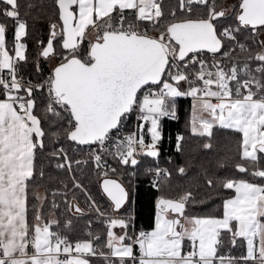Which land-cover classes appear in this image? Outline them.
<instances>
[{
	"label": "snow or ice",
	"instance_id": "obj_1",
	"mask_svg": "<svg viewBox=\"0 0 264 264\" xmlns=\"http://www.w3.org/2000/svg\"><path fill=\"white\" fill-rule=\"evenodd\" d=\"M0 3L5 5L0 16L17 25L10 50L7 24L0 22V264H90L88 257L97 255L109 264L113 257L118 258L116 264H264V41L253 52L238 39L242 28L264 32V0H239L236 26L221 23L220 18L227 19L226 10L217 11L215 0H179L183 18L173 9L170 20L162 0H56L61 23L51 25L41 55H59L60 61L38 83L19 75L18 64L27 60V45L21 41L28 35L19 0ZM194 5L206 12L196 14ZM57 46L66 52L57 53ZM236 49L247 54L243 62L239 54L233 55ZM37 90L46 92L42 114ZM177 97L193 100V134L211 137L216 125L242 134L239 154L248 166L237 163L235 168L260 182L222 179V187L234 196L224 199L219 216L189 214L186 207L195 202L191 192L160 196L153 229L134 235L128 232L130 216L102 212L93 201L94 210L107 218L106 242L100 245L95 244L99 234L89 232L91 239L72 242L53 231L59 221L45 220L38 208L34 222L28 223L29 182L44 175L37 172V153L43 152L49 135L53 142L64 135L77 145H97L134 168L140 155L159 156L160 121L176 117ZM134 112L139 131L121 138ZM53 125L57 131L49 134L46 129ZM146 134L150 143L145 142ZM50 155L62 156L64 163L57 167L71 170L62 147ZM94 159L98 168L104 167L100 154ZM148 171L157 176L166 172ZM103 190L112 201V212L120 213L128 203V190L114 179H104ZM58 207L53 202V208ZM72 207L83 214L78 204ZM65 227H71L70 220ZM238 240L246 254L234 256L230 248Z\"/></svg>",
	"mask_w": 264,
	"mask_h": 264
},
{
	"label": "trees",
	"instance_id": "obj_2",
	"mask_svg": "<svg viewBox=\"0 0 264 264\" xmlns=\"http://www.w3.org/2000/svg\"><path fill=\"white\" fill-rule=\"evenodd\" d=\"M227 1L229 0H215L217 11L224 9ZM237 1L239 2V0ZM209 3H212V0H209ZM19 4L20 19L26 21L28 25V35L22 39V43L27 45L25 53L27 60L22 61L18 66L19 75L33 83L42 82L51 71V62L55 60L54 67H56L60 61L59 55L51 58H44L41 55L42 49L46 47L50 38L51 25L55 23L59 26L61 23L58 18L57 3L56 0H19ZM3 7L5 5L0 3V8ZM193 8L196 14L206 12V8L202 6L194 5ZM173 9L176 10L178 18H183L184 14L179 10V0H162L165 18L171 19L169 14ZM235 9L226 14L227 19L220 18L222 24L236 26ZM0 22L7 24L6 38L11 50L14 31L17 26L16 21L0 16ZM259 33L254 34L250 29L242 28L238 39L241 43L250 45L253 52L259 51ZM41 41L43 44L40 43ZM60 52H66V50L57 46V53ZM237 54H239L241 62H243V57L247 55L246 53H239V49L233 53L234 56ZM252 66L255 67L256 62H252ZM45 95V92L41 90H37L35 93L37 110L41 114L43 113ZM174 104L181 119L178 123H171L161 118L162 139L158 145L160 152L158 157L149 158L142 155L141 160L134 168L116 161L114 162L116 172H112L108 177L102 175L92 163L87 161L76 166L73 164L75 171L77 170L76 180L88 189L89 194L103 212L127 216L134 212V226L137 233L153 229L157 213V200L160 196L176 198L185 192H191L195 202L186 207L189 214L219 216L222 213L224 199L234 196L232 190L222 187V179L245 178L260 182L259 178L240 173L235 168L237 163L248 166V162L241 160L239 154L241 133L216 125L212 129L213 135L211 137L193 135L191 132L192 101L178 98L175 99ZM46 131L49 134L55 132L57 126L53 125ZM177 136H182L184 139L179 141ZM53 140L54 138L49 135L45 140V149L43 152L38 151L37 153V172L42 170L44 175L43 177L36 175L29 182L28 223L30 225L33 223L38 208L45 220L59 221L58 226H53V231L67 235L71 241L91 239L92 237L87 235L89 232L94 235L99 234L100 239L95 244L100 245L102 242H106L107 238V225L104 218L89 209L87 198H75L74 181L71 174L56 166V163L63 160V157L50 155L55 148L65 147L69 152L71 162L75 163L79 157H82L86 146H79L64 135L55 138V142ZM178 144L179 150L176 148ZM206 144H210L211 147H205ZM260 167L264 168V159L261 160ZM156 168L166 170L160 175L158 189H155L151 184V172L148 171V169ZM179 168H184L185 172L180 173ZM108 178L118 180L129 191L128 203L124 209H121L120 213L112 212V202L102 190V183L104 179ZM209 180H212L211 185L208 184ZM133 190H135L134 202L132 200ZM41 191L44 192L43 198L40 196ZM55 191L56 195H53ZM37 196L40 197L39 200L36 199ZM53 202L59 207L53 208ZM70 204L73 206L78 204L83 210V214L76 213L74 207L69 208ZM69 220L71 227L66 228L65 224ZM89 223L93 227L92 231H89ZM128 232L131 235V227H129ZM103 250L108 252L107 248ZM230 251L234 256H241L246 254V247L242 246L238 240L237 246L230 248ZM136 253L139 255L138 246H136ZM90 264H108V261L97 255V257L90 259ZM248 264H254V262H248Z\"/></svg>",
	"mask_w": 264,
	"mask_h": 264
},
{
	"label": "built area",
	"instance_id": "obj_3",
	"mask_svg": "<svg viewBox=\"0 0 264 264\" xmlns=\"http://www.w3.org/2000/svg\"><path fill=\"white\" fill-rule=\"evenodd\" d=\"M210 57V56H209ZM206 58H208V57H206ZM22 62V61H21ZM21 62L18 64V66L21 64ZM54 69V68H53ZM52 69V70H53ZM52 70L50 71V73L49 74H47V76L45 77V79L44 80H46L47 79V77L48 76H50L51 74H52ZM43 80V81H44ZM45 94H46V92H45ZM182 98H184V99H189V100H191L192 101V98L191 97H182ZM213 102H215V101H213ZM175 111H176V117L175 118H173V117H171V116H169V117H163L162 119H164L165 121H167V122H171V123H178L179 121H180V114L177 112V110H176V106H175ZM140 122L137 120V113H133L132 115H130L129 116V118H128V120L126 121V123H125V126L122 128V130H121V133H120V136H121V138H123L124 136H126V135H128L129 133H131L132 131H139V129H138V124H139ZM147 127H148V125H145V132H146V129H147ZM178 137L179 136H177V139H178ZM145 142L146 143H150V136L149 135H145ZM64 150H65V152H67V154H68V159H69V161H71L70 160V155H69V152H68V150H66V148L65 147H62ZM176 148H177V145H176ZM111 151H113L114 152V148L113 149H111ZM96 154H100L101 155V157H102V164H104V167L103 168H98L97 166H96V161H95V159H94V157H95V155ZM142 157V155H140V156H138L137 157V159L139 160L140 158ZM77 161H80V163L79 164H81V163H83V162H89V163H92L95 167H96V169L102 174V175H104V172L105 171H107V173H108V175L106 176V177H108L111 173H112V171L110 170L111 168H115V165H114V162H116V161H118V158H114V156L113 155H111V154H109L108 152H102L101 150H100V148H99V146H97V145H91V146H88V147H86L85 148V151H84V153L82 154V157H79L78 158V160ZM104 162H106V164L104 163ZM60 163H64V158H63V160H61V161H58L57 163H56V166L58 165V164H60ZM76 166L77 165V163H73L72 162V164H71V170L69 171V169L67 168V167H65V168H60V169H62V170H67L70 174H71V177H72V179H73V181H74V184L75 183H78L81 187H75L74 186V188H75V198H82L83 197V199H88L89 200V209L91 210V211H94V212H96L95 210H94V207L92 206V202L94 201V199L92 198V196L89 194V191H88V189L87 188H85V186H83L78 180H76V172H77V170L75 171V167H74V165ZM105 176V175H104ZM151 184L153 185V187L155 188V189H158L157 187H155L154 186V184H158L159 186H160V175L159 176H157V175H155L154 173H151ZM53 193H56V191L55 192H53ZM95 206L96 207H99L98 205H97V203L95 202ZM101 210V209H100ZM102 211V210H101ZM103 212V211H102ZM97 213V212H96ZM130 217H131V222H130V227H131V235H134V234H137V232H136V230H135V226H134V221H135V215H134V212L131 214V215H129ZM102 217V216H101ZM102 218H104V221H105V224L107 225V218H106V216H104V217H102ZM89 226V231H92V229H93V227H92V225L89 223L88 224ZM144 231H149V230H144ZM71 241V240H70ZM72 242H76V241H72ZM136 255V254H135ZM137 257H138V255H136ZM94 257H97V256H94ZM116 261V259L115 258H112V264H114V262ZM249 262H252V261H249ZM108 264H109V262H108Z\"/></svg>",
	"mask_w": 264,
	"mask_h": 264
},
{
	"label": "rangeland",
	"instance_id": "obj_4",
	"mask_svg": "<svg viewBox=\"0 0 264 264\" xmlns=\"http://www.w3.org/2000/svg\"><path fill=\"white\" fill-rule=\"evenodd\" d=\"M238 1L236 0H229V1H227L226 2V5H225V7H224V10H226V14H229L234 8H236V6L238 5ZM90 38H92V37H90ZM259 38L261 39V41H264V32H260V34H259ZM22 42V41H21ZM54 65H55V60H53L52 62H51V65H50V69L52 70L53 69V67H54ZM177 98H180V97H177ZM40 196L42 197V196H44V192L43 191H41L40 192ZM131 215V214H130ZM129 216V215H128ZM116 229V228H115ZM115 229H113V231L115 230ZM115 232V231H114Z\"/></svg>",
	"mask_w": 264,
	"mask_h": 264
},
{
	"label": "crops",
	"instance_id": "obj_5",
	"mask_svg": "<svg viewBox=\"0 0 264 264\" xmlns=\"http://www.w3.org/2000/svg\"><path fill=\"white\" fill-rule=\"evenodd\" d=\"M260 34V33H259ZM89 39H91L90 37H89ZM260 39V38H259ZM260 41H261V39H260ZM7 71V70H6ZM180 98H182V97H180ZM176 99H178V98H176ZM192 117H193V100H192ZM191 121H192V118H191ZM217 126H219V125H217ZM220 127V126H219ZM229 130H232V129H229ZM192 132V131H191ZM193 134V133H192ZM193 135H195V134H193ZM196 136H200V135H196ZM139 160H141V158L139 159ZM109 179V178H108ZM110 179H112V178H110ZM115 180V179H114ZM117 182H119L118 180H116ZM120 183V182H119ZM125 187V186H124ZM126 188V187H125ZM127 189V188H126ZM133 189V188H132ZM129 192V191H128ZM106 195V194H105ZM134 196H135V190H133V198H132V200H133V202H134ZM41 198H43V196L41 197ZM111 201V200H110ZM112 202V201H111ZM27 220H28V213H27ZM34 222V221H33ZM115 233H117L118 235H120V234H123V230L122 229H119V228H116L115 230ZM138 234V233H137ZM134 252H135V254L136 255H138L137 253H136V247L134 248ZM139 256V255H138ZM91 258H93V257H88V259L90 260ZM95 258V257H94ZM113 258H115L116 260L118 259V258H116V257H113Z\"/></svg>",
	"mask_w": 264,
	"mask_h": 264
},
{
	"label": "water",
	"instance_id": "obj_6",
	"mask_svg": "<svg viewBox=\"0 0 264 264\" xmlns=\"http://www.w3.org/2000/svg\"><path fill=\"white\" fill-rule=\"evenodd\" d=\"M79 146H81V145H79ZM91 146V145H90ZM84 147V146H83ZM86 147H88V146H86ZM147 156V155H146ZM149 157V156H148ZM149 158H155V157H149ZM102 190H103V183H102ZM103 192H104V190H103ZM105 194H106V196H107V193L106 192H104ZM108 197V196H107ZM109 198V197H108ZM110 199V198H109Z\"/></svg>",
	"mask_w": 264,
	"mask_h": 264
}]
</instances>
